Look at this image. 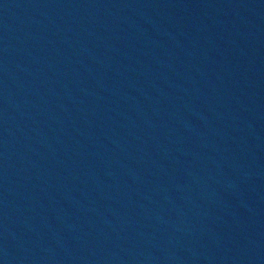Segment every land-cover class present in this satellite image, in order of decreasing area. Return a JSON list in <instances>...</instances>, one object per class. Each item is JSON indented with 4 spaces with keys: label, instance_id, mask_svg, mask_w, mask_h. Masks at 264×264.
Returning a JSON list of instances; mask_svg holds the SVG:
<instances>
[{
    "label": "water",
    "instance_id": "obj_1",
    "mask_svg": "<svg viewBox=\"0 0 264 264\" xmlns=\"http://www.w3.org/2000/svg\"><path fill=\"white\" fill-rule=\"evenodd\" d=\"M0 264H264V0H0Z\"/></svg>",
    "mask_w": 264,
    "mask_h": 264
}]
</instances>
